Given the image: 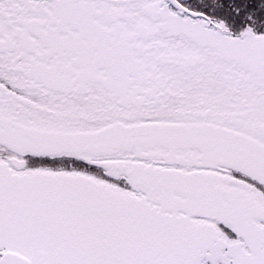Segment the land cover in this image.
Returning a JSON list of instances; mask_svg holds the SVG:
<instances>
[{
    "label": "snow or ice",
    "instance_id": "6c2138e0",
    "mask_svg": "<svg viewBox=\"0 0 264 264\" xmlns=\"http://www.w3.org/2000/svg\"><path fill=\"white\" fill-rule=\"evenodd\" d=\"M0 264H264V0H0Z\"/></svg>",
    "mask_w": 264,
    "mask_h": 264
}]
</instances>
